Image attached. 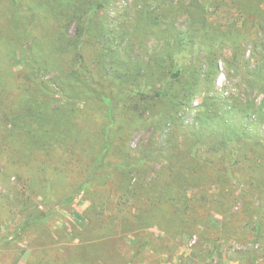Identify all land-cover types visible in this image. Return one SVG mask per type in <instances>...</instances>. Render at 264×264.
I'll return each mask as SVG.
<instances>
[{
	"label": "rangeland",
	"instance_id": "obj_1",
	"mask_svg": "<svg viewBox=\"0 0 264 264\" xmlns=\"http://www.w3.org/2000/svg\"><path fill=\"white\" fill-rule=\"evenodd\" d=\"M100 2L104 7L93 15L81 50L96 78L105 73L122 89L147 86L159 91L168 75L153 60L182 45L190 50L179 58L187 73L170 87L168 97L146 102L153 119L148 127L128 131L125 147L131 153L129 162L141 165L138 169L102 172L93 188L81 192L85 176L81 169L71 175L50 173L59 200L78 196L65 207H56L61 204L57 198L48 207L39 206L47 213L53 210L45 225L19 230L22 206L28 199L34 206L42 202L40 191L28 180L44 175L40 161L47 157L35 151L10 158L0 154V264H264V29L258 33L257 21L249 15L258 12L253 1L243 0L242 8L208 4L206 20L214 29L212 35L241 31L236 57V47L219 43V37L207 43L198 39L192 27L201 24L203 12L192 0H16L20 8L15 0H0V80L9 82L7 102L20 103L21 89L26 95L34 87L27 76L32 58L46 57L40 46L47 49L50 62L56 58L54 42L64 20L49 12L90 10ZM258 6L264 11V2ZM26 10L43 15L39 22H29L34 41L16 25L15 16ZM82 14L85 18L87 11ZM70 29L73 36L77 25ZM209 43L210 53L205 47ZM34 44L37 52L28 54ZM102 52L108 59L99 64ZM130 67L139 72V80L129 81ZM42 70L41 78L53 85L57 71L44 66ZM52 88L53 104L63 110L67 103L57 85ZM173 93L178 99L173 100ZM122 104L117 123L128 126L131 120ZM78 107L83 124L97 133L104 116L99 105ZM3 118L2 113L0 134ZM121 142L117 137L113 162H123ZM183 176L195 181L184 188L193 232L174 237L155 226L148 231L151 243L138 247L136 209L150 204L153 196L126 194V188L146 190L156 184L155 195L161 196Z\"/></svg>",
	"mask_w": 264,
	"mask_h": 264
},
{
	"label": "trees",
	"instance_id": "obj_2",
	"mask_svg": "<svg viewBox=\"0 0 264 264\" xmlns=\"http://www.w3.org/2000/svg\"><path fill=\"white\" fill-rule=\"evenodd\" d=\"M242 1L192 0L193 7L203 12L200 17L201 24L198 22L192 27L198 39L207 43L219 37V43L222 40V43L236 47V57H239L241 31L237 30L231 36L224 33L212 35L214 29H212L206 20V11L208 4L242 8ZM249 1H253V9L258 10V12H251L249 15H252L256 19V27L259 33L264 29V11L260 9L258 4L259 2L262 4L264 0ZM16 6L20 8V4L16 3ZM103 7V2H100L96 6L91 5L90 10H51L49 12V14L52 12L57 18L64 20L59 38L57 34V40L54 42V46L58 49L55 51L57 55L55 60L50 62L47 59L50 57L47 49L44 46H40L46 57L40 55L44 60L36 57L32 58L30 69L28 70L27 83L29 84L30 82L31 84L33 82L35 85L30 92H26V95L23 88L21 89L22 100L20 103L7 102L8 96L5 95L8 92L7 87L9 82L7 79L0 80V87L3 91L0 89V110H2L0 116L3 113V119L5 120L4 131L0 134L1 156L10 158L14 155V157H17L19 154L22 155L28 151H35L48 159L47 161H40V168L43 169L44 175L36 181L33 177L28 180L30 187L33 189L38 188L37 190L40 191L38 193L41 194L42 202L40 205L34 206L30 199H28L22 206L21 215L23 216V220L19 226V230L27 231L49 222L53 210H49L47 213L40 210L39 206L48 207L53 199L57 198L59 200V197L55 196L54 181L50 177V173L61 175L66 172L68 175H71L69 172L72 170L76 168L77 170L81 169L85 172L83 182L80 185L81 192L93 188L102 172L108 174L112 169H116L122 173H130L138 169L141 165L129 162L131 153L125 147V139L127 140L128 136L131 135L133 131L131 129L138 130L144 126L148 127L149 121L152 119L150 117L152 110L150 104L148 105L146 102L154 99L163 100L166 96L168 97L170 87L178 80H182L187 73L179 58L184 53H189L190 50L189 45H182V48L178 46L172 52L169 49V52H166L160 59L153 60L157 63V68L159 65L160 68L164 69V73L166 72L165 75H168L165 80L160 82L161 90L159 91L156 90L154 92V90L147 88V86H136L125 90L120 88L116 82L111 83L110 80L112 79L107 78L105 73L101 79L96 78L81 50L86 43V36L92 23L93 15L99 11L98 9ZM86 11L87 15L84 18L82 13ZM37 13L39 12L37 11ZM37 13L34 10H26L24 13L21 12L19 16H15L17 27L23 28V33L26 35L28 41L35 40V33L31 30L33 23L29 22H39L43 16L39 17ZM72 25H77L73 36L70 35ZM1 40L0 45L2 44ZM192 40L194 42L192 45H196L197 42L193 38ZM35 44L33 48L30 47L28 49V54L34 55V51L37 52ZM210 44L205 45L209 53L212 48L211 45H213ZM192 45L191 47H193ZM64 53L67 59L62 60ZM211 55L215 56L214 54ZM101 57L102 59L99 64H103V60L105 62L108 59L106 53L103 52L101 53ZM42 66L49 68V70L52 68V71H57V78L52 81L53 85H57L58 93L62 95L67 103L66 108L63 110H60L53 104V98L56 94H54L53 85L46 82L44 77L41 78L43 72ZM44 71H47V69ZM130 71L129 81L139 80V72L137 74L134 73L131 67ZM147 72H149L148 68ZM0 74H2L1 71ZM149 79L145 82L148 83ZM153 83H157L155 79ZM114 87L118 88L117 92L114 91ZM151 91L154 94H151ZM172 95L173 100L179 97L178 93H173ZM124 96L129 98L124 99L123 102ZM121 102L123 103L122 108H124V112L128 113L132 121H126L129 124L128 126H125V123H117L116 113ZM80 103L99 105V110L104 116L103 125L97 133L92 132L90 128H87L83 124L84 115L81 114L82 111L78 107ZM129 130L131 132H128ZM117 137L123 142L121 144L122 163L113 162L110 159ZM190 154L192 153L190 152ZM9 172L12 171L8 169ZM130 179L132 182V178ZM180 180V183L174 182V184L167 187L165 193L161 196L155 195L156 184H152L146 190L140 189L138 191H136V188L127 187L126 185V190L128 191L126 194H133L135 196L140 193L142 197V195L150 192L153 196L150 199V204H142V206H137L136 209L137 219L133 223V228L136 231L134 239L138 247L146 248L151 243L148 231L155 226L160 227L163 232L174 237H176V234L177 236H181V232L183 235L193 232L191 230L194 228V222L188 218V214L190 213L188 202L190 200L184 195V188L192 184L195 185V181L190 176H183ZM36 183H40L41 185L36 187ZM77 196L78 194L71 197L67 196L64 200H59L61 204L55 205L57 208L68 206ZM58 200H55V203ZM18 232L15 233L16 237ZM102 236H106L105 233Z\"/></svg>",
	"mask_w": 264,
	"mask_h": 264
}]
</instances>
